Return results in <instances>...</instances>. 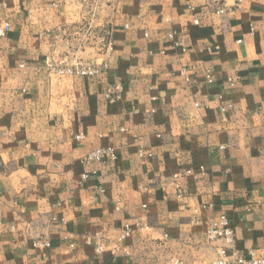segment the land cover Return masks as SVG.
Segmentation results:
<instances>
[{"label":"crops","instance_id":"obj_1","mask_svg":"<svg viewBox=\"0 0 264 264\" xmlns=\"http://www.w3.org/2000/svg\"><path fill=\"white\" fill-rule=\"evenodd\" d=\"M4 23L0 264L210 263L221 216L262 251L264 0H0Z\"/></svg>","mask_w":264,"mask_h":264},{"label":"built area","instance_id":"obj_2","mask_svg":"<svg viewBox=\"0 0 264 264\" xmlns=\"http://www.w3.org/2000/svg\"><path fill=\"white\" fill-rule=\"evenodd\" d=\"M224 10H220L219 13H224ZM9 25L4 23L0 27V37H3L8 31ZM171 39L172 36H169ZM98 72L97 69L90 68H80L71 70L66 68L64 70H59L58 74H69V75H80V76H94ZM205 79L207 83H211L213 81L212 71L207 69L205 72ZM104 158L109 159L110 161H114L116 156L111 149H98L86 155L83 159L84 164L90 163H100L104 160ZM88 179V175L82 174L81 180L86 181ZM132 231L129 225H125L122 229V232L119 237V241H123L130 237ZM262 236L264 239V217H263V225H262ZM206 239L209 243L214 241H222L223 247L216 250V257L214 261L210 263H202V264H264V247L260 253L254 250H250L247 252V255H243L241 252L232 249L235 242V235L232 227L228 220L221 216L217 220L212 221L208 225V230L206 232ZM44 246H48L47 243H44ZM231 251V252H230ZM98 252H101V248L98 249ZM167 264H183L182 261L178 258L172 257L169 259Z\"/></svg>","mask_w":264,"mask_h":264},{"label":"rangeland","instance_id":"obj_3","mask_svg":"<svg viewBox=\"0 0 264 264\" xmlns=\"http://www.w3.org/2000/svg\"><path fill=\"white\" fill-rule=\"evenodd\" d=\"M48 65H51V62H48ZM50 68L52 69V70H54L55 71V73L56 74H58V71L59 70H64V69H66V68H69V69H71V70H74V69H80V68H85L84 66H81V65H79V64H77L76 66H73V67H64V68H52L51 66H50ZM86 68H90V69H96V67H91V66H89V67H86ZM61 75V74H60ZM62 75H64V74H62ZM67 75H69V74H67ZM73 75V74H72ZM89 77H91V76H89Z\"/></svg>","mask_w":264,"mask_h":264}]
</instances>
